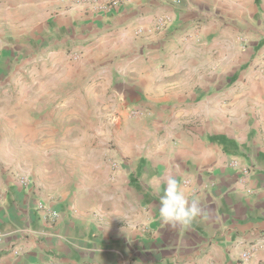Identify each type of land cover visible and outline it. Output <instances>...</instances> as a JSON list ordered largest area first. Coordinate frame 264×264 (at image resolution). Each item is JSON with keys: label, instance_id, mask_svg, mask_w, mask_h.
<instances>
[{"label": "crops", "instance_id": "0c3cea01", "mask_svg": "<svg viewBox=\"0 0 264 264\" xmlns=\"http://www.w3.org/2000/svg\"><path fill=\"white\" fill-rule=\"evenodd\" d=\"M103 2L0 0V79L37 54L44 78L0 104V264H263L264 0ZM167 174L187 227L159 221Z\"/></svg>", "mask_w": 264, "mask_h": 264}, {"label": "rangeland", "instance_id": "374dc122", "mask_svg": "<svg viewBox=\"0 0 264 264\" xmlns=\"http://www.w3.org/2000/svg\"><path fill=\"white\" fill-rule=\"evenodd\" d=\"M33 57L35 56L19 57L18 62L15 61L16 64L9 68L10 76L0 79V104L6 103L8 106L17 102H25L32 103L34 107L35 102L43 101V59L40 54L36 55V59ZM53 95L55 93L50 96ZM21 105L17 107L27 108L25 107L27 105ZM34 111H36L35 114H38V111L41 114L43 112L38 108Z\"/></svg>", "mask_w": 264, "mask_h": 264}, {"label": "clouds", "instance_id": "9594fccd", "mask_svg": "<svg viewBox=\"0 0 264 264\" xmlns=\"http://www.w3.org/2000/svg\"><path fill=\"white\" fill-rule=\"evenodd\" d=\"M164 183L158 205L160 223L170 228L191 225L202 212L198 202L189 198L173 175L167 174Z\"/></svg>", "mask_w": 264, "mask_h": 264}, {"label": "built area", "instance_id": "2783aa9c", "mask_svg": "<svg viewBox=\"0 0 264 264\" xmlns=\"http://www.w3.org/2000/svg\"><path fill=\"white\" fill-rule=\"evenodd\" d=\"M97 1V0H96ZM122 0H104V4L106 6H117L119 4V2H121ZM170 17L166 14H163L159 17H157L154 21V26L152 27V29H149L150 32L152 31H161L163 30L165 27L168 26V24L170 23ZM136 34L137 35H141L143 33V29L141 28H138L136 31ZM67 57L69 59V61H76L77 59H79V53L78 52H70L67 54ZM262 62L264 63V56L262 58ZM139 114V112L135 111V110H132L131 111V115L132 116H137ZM114 165V164H113ZM232 167L233 168H238V164L236 162H233L232 163ZM241 173H242V177H247L248 176V173H249V170L247 167L243 168V169H240ZM18 183H19V186H21L22 188H25L28 186L29 184V181L26 177H21L18 179ZM42 209L44 210H47V213H46V218H49V219H55L57 217V212L55 210H50L49 208H43V206L41 207ZM249 257V252H243L242 253V259L243 260H246L248 259Z\"/></svg>", "mask_w": 264, "mask_h": 264}, {"label": "trees", "instance_id": "16d2710c", "mask_svg": "<svg viewBox=\"0 0 264 264\" xmlns=\"http://www.w3.org/2000/svg\"><path fill=\"white\" fill-rule=\"evenodd\" d=\"M264 264V263H263Z\"/></svg>", "mask_w": 264, "mask_h": 264}]
</instances>
